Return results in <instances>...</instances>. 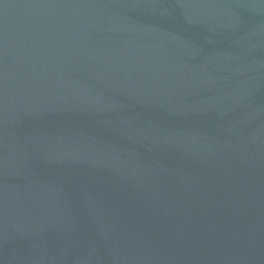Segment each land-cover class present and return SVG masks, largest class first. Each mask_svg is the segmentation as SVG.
<instances>
[{"label":"water","instance_id":"1","mask_svg":"<svg viewBox=\"0 0 264 264\" xmlns=\"http://www.w3.org/2000/svg\"><path fill=\"white\" fill-rule=\"evenodd\" d=\"M0 264H264V0H0Z\"/></svg>","mask_w":264,"mask_h":264}]
</instances>
